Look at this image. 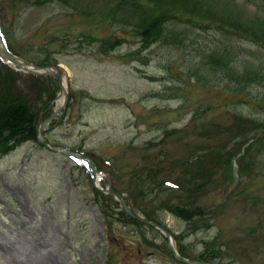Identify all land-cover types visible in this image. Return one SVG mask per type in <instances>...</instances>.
Returning a JSON list of instances; mask_svg holds the SVG:
<instances>
[{"label": "rangeland", "instance_id": "rangeland-1", "mask_svg": "<svg viewBox=\"0 0 264 264\" xmlns=\"http://www.w3.org/2000/svg\"><path fill=\"white\" fill-rule=\"evenodd\" d=\"M75 1L77 10L58 0H0L7 44L33 63L58 64L65 80L64 92L53 74L0 66V92L27 99L39 120L61 105L45 140L91 157L133 210L170 230L182 254L264 264V147L249 151L253 167L237 169L245 146L264 136L254 99L262 87L233 79L264 78V47L219 28L215 16L200 27L181 11L166 36L142 43L99 22V1ZM205 1L264 20V0ZM111 34L121 41L102 49ZM98 190L82 164L32 138L2 153L0 264H186L159 229L128 219L115 196ZM173 202L189 218L165 207Z\"/></svg>", "mask_w": 264, "mask_h": 264}, {"label": "trees", "instance_id": "trees-1", "mask_svg": "<svg viewBox=\"0 0 264 264\" xmlns=\"http://www.w3.org/2000/svg\"><path fill=\"white\" fill-rule=\"evenodd\" d=\"M62 3L72 6L74 10L78 9V4L74 0L73 3L67 0H58ZM101 4L94 10L95 15L99 17V22L109 21L112 26L128 28L129 32L133 31L135 35L140 36L139 41L142 43L151 42L159 37H164L169 33L168 22L176 19H181L178 15V11L188 13L190 16L189 21L196 23L200 27L208 25L211 16H215L217 22L215 25L219 28L226 30L228 33L237 34L248 39L254 40L258 44L264 47V20H243L240 16L239 10L232 14L225 12L215 6L208 4L205 0H96ZM177 9V10H176ZM176 10V11H175ZM195 21V22H194ZM115 26V27H116ZM85 34V33H84ZM113 37H106L101 42V48L106 50L112 48L114 45L121 41L116 35L111 34ZM81 37L83 35L81 34ZM84 39V38H81ZM212 59H216V62L222 63L225 60L220 56L209 55ZM40 64H43L40 62ZM221 65V64H220ZM0 66L7 68L0 62ZM224 66L223 63L221 67ZM228 66V65H227ZM225 67V66H224ZM226 68V67H225ZM255 73V71H254ZM254 75L250 74L248 79L240 72H236L234 79V85L239 88H247L249 83L253 80L257 82L260 89V95L254 96V99L258 101L259 107L264 108V78L258 76L254 79ZM0 92V155L6 152L16 143L20 142L24 138L35 139V121L37 118L36 111L28 110L27 99L16 95L7 97L1 89ZM7 98H6V97ZM257 103V102H256ZM244 121L250 122V118L243 117ZM262 121V120H261ZM24 122L26 124H24ZM264 122V121H263ZM22 124V125H21ZM20 125V126H19ZM22 126V127H21ZM259 139L256 137L243 149L241 153V161L239 162L238 170L244 171L245 168L253 167L252 160H248L251 157L249 151L255 146L256 150H261L264 147V136ZM157 182V181H156ZM157 186V185H156ZM177 189V188H170ZM169 189V190H170ZM151 190V188H150ZM180 191L179 189H177ZM165 207L174 211L181 217L189 218L185 213V206L181 207L177 202L172 204H166ZM121 214L125 215L123 211ZM126 216V215H125ZM127 217V216H126ZM128 219H131L127 217ZM136 221V220H132ZM167 249V248H166ZM168 251V249H167ZM181 253V252H180ZM206 261H212L207 257L197 256Z\"/></svg>", "mask_w": 264, "mask_h": 264}, {"label": "water", "instance_id": "water-1", "mask_svg": "<svg viewBox=\"0 0 264 264\" xmlns=\"http://www.w3.org/2000/svg\"><path fill=\"white\" fill-rule=\"evenodd\" d=\"M0 58L2 60L5 61H9L13 64L14 68H19L23 71H27V72H31L34 74H53L56 77L57 83L59 85V88L62 89L64 92V88L61 85V74H60V70L58 68V64H51V65H35L25 59L19 58L18 56H16L15 54L11 53L4 45L0 47ZM56 113V110H54L48 117H46L45 119H43L42 121H40V123L38 124V134L36 136V140L42 144L43 146L55 150V151H60L62 153H66L69 155H72L73 157H76L77 159H80L85 165L88 166V168L90 169V173L91 175H94L95 172V167L93 165V162L91 161V159L87 156H84L80 153H76L73 151H70L62 146H52L47 144L42 136V130L44 128V125L46 124V122H48L51 117ZM108 191L113 193L115 195V197L118 199L121 208L132 218L145 222L147 224H151L153 226H155L156 228H158L163 235L166 238V244L167 247L169 248L172 256L182 262L185 263H189V264H209L207 262H204L202 260H197V259H187V258H183L181 257L175 250L174 246L172 245V242L170 240V236H169V232L168 230H166L162 225H160L159 223L153 221V220H149L146 218H143L140 214L135 213L134 211H132L128 205H126L124 203V201L122 200L121 196L119 195V193L116 190H113L111 188H108Z\"/></svg>", "mask_w": 264, "mask_h": 264}, {"label": "bare ground", "instance_id": "bare-ground-1", "mask_svg": "<svg viewBox=\"0 0 264 264\" xmlns=\"http://www.w3.org/2000/svg\"><path fill=\"white\" fill-rule=\"evenodd\" d=\"M0 45H2L1 43H0ZM1 47V46H0ZM63 78V77H62ZM61 85H63V86H65V80H64V78H63V81H62V83H61ZM62 86V87H63ZM64 88V87H63Z\"/></svg>", "mask_w": 264, "mask_h": 264}]
</instances>
